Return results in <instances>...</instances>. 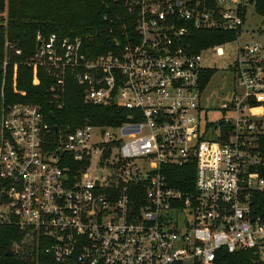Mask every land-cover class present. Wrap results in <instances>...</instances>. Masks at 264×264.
<instances>
[{"label":"built area","instance_id":"built-area-1","mask_svg":"<svg viewBox=\"0 0 264 264\" xmlns=\"http://www.w3.org/2000/svg\"><path fill=\"white\" fill-rule=\"evenodd\" d=\"M116 1L135 17L126 42L90 58L80 37L38 33L26 63L55 79L59 108L70 75L85 102L128 111L119 125H57L37 104L6 103L10 52L22 54L6 43L0 264H219L221 249L264 255V43L241 40L257 0ZM211 28L237 33L233 67L243 88L216 121L200 104L209 68L202 52L221 53L228 42L195 49V32ZM183 166L194 168L188 189L171 184Z\"/></svg>","mask_w":264,"mask_h":264},{"label":"trees","instance_id":"trees-1","mask_svg":"<svg viewBox=\"0 0 264 264\" xmlns=\"http://www.w3.org/2000/svg\"><path fill=\"white\" fill-rule=\"evenodd\" d=\"M257 13L264 16V0H257ZM5 14V15H4ZM135 17L124 3L116 0H0V106L3 100L2 64L6 57V43L15 44L21 55L10 52V63L5 76L4 96L6 103L27 102L37 104L46 118L57 125L78 124L91 119L97 125H119L127 119L128 111L115 106L91 105L84 100V90L68 75L62 98H53L55 79L43 68L29 66L26 61L38 46L37 35L47 38L56 33L64 37H80L87 55L92 58L115 47L116 41H127L128 34L135 32ZM237 33L219 28L201 29L195 32L196 51L213 45L235 40ZM216 69L203 71L201 90L207 87ZM221 124V123H220ZM210 126L209 123L206 127ZM222 126V124H221ZM260 153L264 155V136L260 139ZM193 166L179 167L171 177V184L188 189L186 180H193ZM264 175V167L262 169ZM193 182V181H192ZM219 264H264V255L254 251L229 253L221 249Z\"/></svg>","mask_w":264,"mask_h":264},{"label":"rangeland","instance_id":"rangeland-1","mask_svg":"<svg viewBox=\"0 0 264 264\" xmlns=\"http://www.w3.org/2000/svg\"><path fill=\"white\" fill-rule=\"evenodd\" d=\"M263 20L264 16L257 13L256 4L250 6L247 10V20L243 26L241 40L254 39L264 43ZM238 48V42L233 40L222 46L221 53L211 49L202 52L203 66L217 70L200 98L201 107L208 113L207 117L209 120L216 121L224 114H230L231 109L225 111L222 109V100L232 101L235 94L243 92V88L237 83V73L233 67L237 58ZM99 158L100 155L98 156ZM97 173L100 174L99 171ZM106 174V171H104L103 175Z\"/></svg>","mask_w":264,"mask_h":264},{"label":"water","instance_id":"water-1","mask_svg":"<svg viewBox=\"0 0 264 264\" xmlns=\"http://www.w3.org/2000/svg\"><path fill=\"white\" fill-rule=\"evenodd\" d=\"M262 23H264V20L262 21ZM227 103H228L227 100H222V105H221V107H222V108L226 107ZM51 116H52V117H55V116H54V113H51ZM103 133H104V131H103ZM7 252L10 253V250H8Z\"/></svg>","mask_w":264,"mask_h":264}]
</instances>
